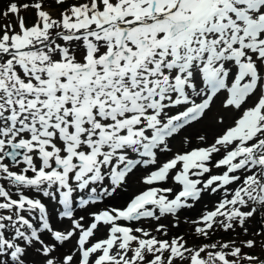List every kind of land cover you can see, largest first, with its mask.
Instances as JSON below:
<instances>
[{
	"label": "snow or ice",
	"instance_id": "1",
	"mask_svg": "<svg viewBox=\"0 0 264 264\" xmlns=\"http://www.w3.org/2000/svg\"><path fill=\"white\" fill-rule=\"evenodd\" d=\"M54 3L0 13V264H264L160 223L219 195L196 235L264 236V0Z\"/></svg>",
	"mask_w": 264,
	"mask_h": 264
},
{
	"label": "bare ground",
	"instance_id": "2",
	"mask_svg": "<svg viewBox=\"0 0 264 264\" xmlns=\"http://www.w3.org/2000/svg\"><path fill=\"white\" fill-rule=\"evenodd\" d=\"M6 0H0V2H4ZM219 103V101H217V104ZM215 107L214 111H215ZM211 115V114H210ZM202 126L201 125H197L195 129H189L187 134L188 135H193L195 134L196 131L201 130ZM205 131L208 132L209 137H211V129H204ZM185 133H181L180 135L176 136V138L174 140H172V146L174 148H179L180 147V141H181V137L184 136ZM198 144V141L196 139L193 138L192 141V147H195ZM163 159V157H162ZM140 175L139 172H137L135 175H130L128 178V185L126 186V188L121 189L119 192H117V194L115 195V198L106 200L104 203L105 204H110L112 206H120L121 204L124 203V201L126 199H128V197L133 193L139 190V188L141 187L140 185L137 184V177ZM164 186H170L169 184H165ZM219 199V195H213V196H208L205 195L204 198L202 200H200L199 202L195 203L194 207H192L191 209H184L179 213V220H178V226L177 227H172L173 223H177L176 218L169 216L167 218H162L160 223H163L165 225L169 226V236L167 237L168 239H171L172 236L181 233L183 230L184 232H193V228H195V225H193L191 223V221L196 220L199 218V216L201 215V213L203 211L210 210L211 206L213 207V205L218 201ZM100 207H103L104 204L99 205ZM79 215V213H78ZM249 228L253 227V224H247ZM139 226V225H136ZM146 228H149V230L151 231L152 228L155 227V222H152L151 227L149 226L148 223H145L144 225ZM155 234V233H153ZM98 237L100 236V233L97 234ZM75 243V241L73 240L72 242L68 243L65 245L64 249H62L61 251H65L69 248H72L73 244Z\"/></svg>",
	"mask_w": 264,
	"mask_h": 264
},
{
	"label": "rangeland",
	"instance_id": "3",
	"mask_svg": "<svg viewBox=\"0 0 264 264\" xmlns=\"http://www.w3.org/2000/svg\"><path fill=\"white\" fill-rule=\"evenodd\" d=\"M7 2H0V13H2L5 3ZM17 3H32L34 0H15ZM69 2H73V0H69ZM44 6L45 8L50 9L53 14H55L58 9L57 6L54 3V0H44ZM21 16H23L27 23H32L34 19V10H28L24 11L21 10L20 13ZM15 17H9L8 19H5L2 14H0V29L3 28V25L6 23H15L16 22ZM212 207V206H211ZM257 220H260V217L258 216L256 220L249 221L248 224H253L252 228H249V233L245 235L243 231L239 228H236L235 231H229L225 233L222 229H217L214 232L210 234L209 238H205L202 236L196 235L194 228L193 232H184V230L181 233H178L174 236H183L184 240L187 242V245L189 247L194 246H200L203 244H211V243H224L229 241H236L237 245L239 246L240 241L252 239L255 238L257 240V246L256 248L249 250V249H243L244 252H247L252 255H256L260 257V259H264V251L261 250L260 247V241L264 239V236H254L255 232L261 231V226L257 223ZM248 226V225H246ZM173 237V236H172Z\"/></svg>",
	"mask_w": 264,
	"mask_h": 264
}]
</instances>
